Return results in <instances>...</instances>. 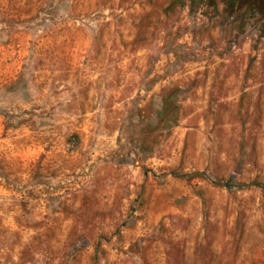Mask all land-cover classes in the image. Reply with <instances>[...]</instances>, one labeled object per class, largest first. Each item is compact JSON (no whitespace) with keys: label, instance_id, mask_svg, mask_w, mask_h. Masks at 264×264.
I'll return each instance as SVG.
<instances>
[{"label":"rangeland","instance_id":"rangeland-1","mask_svg":"<svg viewBox=\"0 0 264 264\" xmlns=\"http://www.w3.org/2000/svg\"><path fill=\"white\" fill-rule=\"evenodd\" d=\"M175 1L0 0V264H264V21Z\"/></svg>","mask_w":264,"mask_h":264},{"label":"trees","instance_id":"trees-1","mask_svg":"<svg viewBox=\"0 0 264 264\" xmlns=\"http://www.w3.org/2000/svg\"><path fill=\"white\" fill-rule=\"evenodd\" d=\"M177 2L182 3V0L178 1L176 0L171 4L170 7L174 6V3ZM191 3L193 7L199 6L201 4H205L209 7H215L216 6V0H191ZM169 7V8H170ZM227 7L229 9H235V8H246V10L251 13L253 16H259L264 21V0H227ZM263 31H264V25H263ZM251 185L260 187L264 190V185L261 183H253ZM248 185H238L235 186L238 189L246 188ZM227 187H232L231 185H227Z\"/></svg>","mask_w":264,"mask_h":264}]
</instances>
